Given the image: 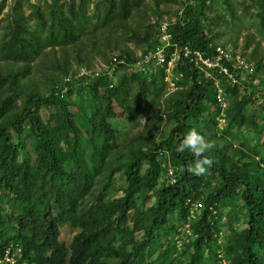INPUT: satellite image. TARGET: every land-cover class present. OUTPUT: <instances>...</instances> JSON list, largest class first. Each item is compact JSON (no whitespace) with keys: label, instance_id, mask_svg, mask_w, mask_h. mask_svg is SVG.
<instances>
[{"label":"trees","instance_id":"16d2710c","mask_svg":"<svg viewBox=\"0 0 264 264\" xmlns=\"http://www.w3.org/2000/svg\"><path fill=\"white\" fill-rule=\"evenodd\" d=\"M146 1L0 0V264L7 248L13 264H264V0ZM163 20L179 48L229 39L253 70L231 83L179 58L171 90L135 66ZM193 127L214 145L203 175L175 151Z\"/></svg>","mask_w":264,"mask_h":264},{"label":"built area","instance_id":"2783aa9c","mask_svg":"<svg viewBox=\"0 0 264 264\" xmlns=\"http://www.w3.org/2000/svg\"><path fill=\"white\" fill-rule=\"evenodd\" d=\"M168 25V20H163L160 22L158 32L160 43L153 50H148L145 54H142V58L139 60V63L148 64L153 62V64L155 65L164 67V71L166 72V79L169 80V88L171 90L177 88L171 76L173 75V68L178 62L179 58H185L188 60V62L197 65L199 68H202L208 76L214 78L217 75L226 76V80H230L229 82L231 83H236L237 79L233 74V71L231 72L229 68H232V70L243 68L247 72H251L253 70V64L251 62H247L239 55L232 56V54L226 48H223L221 46L215 47L213 56L207 55L202 50L193 49L188 45H184L179 48L175 43H172L170 41L171 35L168 31ZM113 60L115 61V57H113ZM227 63H230V67H228ZM97 71H95V74H97ZM89 73H91L90 70L81 68L77 73V76ZM180 76H182V74H180ZM65 79L67 80V78ZM219 81L220 78L216 79L215 84H219ZM215 96L219 106L223 109L226 105V100H224V91L222 87H219V85L216 90ZM219 121H224L223 117H220ZM167 176L170 183L175 181L174 171L171 166L167 169ZM199 206H201L199 203L195 204V207ZM5 251L6 252L4 254V259L13 264L15 262L14 256L9 253V248H7Z\"/></svg>","mask_w":264,"mask_h":264},{"label":"rangeland","instance_id":"374dc122","mask_svg":"<svg viewBox=\"0 0 264 264\" xmlns=\"http://www.w3.org/2000/svg\"><path fill=\"white\" fill-rule=\"evenodd\" d=\"M145 5V8L147 9L148 7H152L154 6L153 4V0H147L146 3L144 4ZM174 7V5H172ZM148 10V9H147ZM148 12V11H147ZM251 30L253 29L252 27L250 28ZM227 38H231V37H228V36H225ZM242 33L236 38L237 39V42L238 44H240L241 40H242ZM226 40H229V39H223L222 37H219L217 39V42L223 46H225V48L230 52V53H233L235 52L236 50V44L235 43H227L226 44ZM133 51L136 53V54H139V50L138 49H133ZM94 64H95V68H103L104 66V63L101 59L99 58H96L94 61ZM140 61L136 60V63H135V66H142L143 67V64L142 63H139ZM135 69V68H134ZM131 71V70H130ZM137 71V70H136ZM135 71V74H131L132 72L129 73V76L131 78V80L133 82H138L139 84H143L144 82V79L141 77V75H139L137 72ZM221 79V77H220ZM167 80V79H166ZM98 95L100 98H102L103 96V92L101 89L98 90ZM112 108H113V113L117 116V117H121L122 116V109L115 103L112 104ZM209 109L211 111L215 110L214 109V106H209ZM41 115L43 118H46V112L45 111H41ZM100 115V111H98L97 113V117H99ZM140 120V124L138 125V128L134 131V135L137 133V132H141L145 126L148 125L147 122L144 121V116H141V118H139ZM223 121L220 122V125H222ZM236 146H240L241 148H243L244 150H246L247 152H253V145L250 143L248 144V141L246 142H241L240 144L236 142L235 144ZM60 148V147H59ZM227 209V208H226ZM226 220V216H223V218L221 219V222H225ZM235 224H239V227H242L243 224H240L238 221L235 222ZM226 225L224 224L223 227L221 228L222 231H225L226 230ZM60 230V234H59V239L63 242H65L66 244L69 243V241L71 240L72 236L74 235V233L77 231L76 229H73L71 227H69L68 225H62L60 226L59 228Z\"/></svg>","mask_w":264,"mask_h":264},{"label":"clouds","instance_id":"9594fccd","mask_svg":"<svg viewBox=\"0 0 264 264\" xmlns=\"http://www.w3.org/2000/svg\"><path fill=\"white\" fill-rule=\"evenodd\" d=\"M213 147V143L193 127L183 134L175 146V151L177 153L190 152L194 162L188 166L187 171L195 175H203L214 163V159L207 155Z\"/></svg>","mask_w":264,"mask_h":264}]
</instances>
